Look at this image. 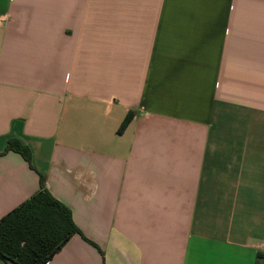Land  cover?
Instances as JSON below:
<instances>
[{
    "label": "crops",
    "instance_id": "obj_1",
    "mask_svg": "<svg viewBox=\"0 0 264 264\" xmlns=\"http://www.w3.org/2000/svg\"><path fill=\"white\" fill-rule=\"evenodd\" d=\"M40 176L46 264H264V0H0V220Z\"/></svg>",
    "mask_w": 264,
    "mask_h": 264
},
{
    "label": "trees",
    "instance_id": "obj_2",
    "mask_svg": "<svg viewBox=\"0 0 264 264\" xmlns=\"http://www.w3.org/2000/svg\"><path fill=\"white\" fill-rule=\"evenodd\" d=\"M130 120L128 114L120 132ZM7 152L19 154L30 163L29 149L18 140L7 142L4 153ZM77 233L70 212L50 197L40 176L38 193L0 220V260L11 264H46Z\"/></svg>",
    "mask_w": 264,
    "mask_h": 264
}]
</instances>
